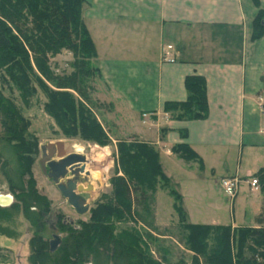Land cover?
Returning a JSON list of instances; mask_svg holds the SVG:
<instances>
[{"label": "trees", "instance_id": "16d2710c", "mask_svg": "<svg viewBox=\"0 0 264 264\" xmlns=\"http://www.w3.org/2000/svg\"><path fill=\"white\" fill-rule=\"evenodd\" d=\"M251 2L258 6L257 0ZM83 5V0H0V87L5 85L9 92L16 93L22 105L39 87L46 98L44 112L54 120L63 138L77 137L105 146L108 137L89 112L90 87L85 81L94 75L99 79V75L92 63L94 48L82 22ZM263 34L264 10H258L251 22V40ZM61 51L70 53L72 71L57 77L48 63ZM260 82L259 108L264 120V71ZM184 88L185 101L165 103L163 112L173 120L204 119V79L187 76ZM27 128L28 121L15 99L0 89V186L13 197L9 207L0 208V219L19 214L31 229L26 263L154 264L142 249L138 233L118 224L139 222L153 229L155 192L158 187H168L155 147L134 138L116 139L115 164L121 175L112 177L109 196L96 203L86 221H79L77 227L56 216L53 226L61 237L51 253L45 229V219L51 216L50 202L36 189L32 170L38 142ZM170 151L202 168L201 159L187 145H173ZM255 176L264 189L262 171ZM169 195L174 199L172 208L184 246L193 254L187 264H264V215L254 219L257 228L190 225L185 222L179 195L171 189ZM0 236L11 238L2 226Z\"/></svg>", "mask_w": 264, "mask_h": 264}, {"label": "crops", "instance_id": "0c3cea01", "mask_svg": "<svg viewBox=\"0 0 264 264\" xmlns=\"http://www.w3.org/2000/svg\"><path fill=\"white\" fill-rule=\"evenodd\" d=\"M83 1L82 22L99 75L95 95L114 112V134L125 133L124 139L155 147L161 172L168 186L175 183L179 197L184 198L189 183L195 186L206 180L194 173L204 168L211 177L215 168L219 171L218 185L223 178H256L262 171L264 185V120L258 101L264 34L251 40V22L258 10H264V0H257V7L251 0ZM162 51L173 61H163ZM191 75L204 79L206 117L169 119L164 105L185 101L184 79ZM144 113L150 118L142 123ZM59 141L66 144V152L75 150L76 144L67 143L69 139ZM176 144H185L196 153L202 168L172 154L170 148ZM231 159L236 163L233 169ZM165 195L158 187L155 222ZM254 201L244 205L255 219L264 215V205L253 211Z\"/></svg>", "mask_w": 264, "mask_h": 264}, {"label": "rangeland", "instance_id": "374dc122", "mask_svg": "<svg viewBox=\"0 0 264 264\" xmlns=\"http://www.w3.org/2000/svg\"><path fill=\"white\" fill-rule=\"evenodd\" d=\"M71 62L72 57L70 53L61 51L58 55L50 58L48 64L53 75L61 77L72 71V67L70 66ZM35 74L49 89L54 91V88L49 85L42 76L37 72H35ZM85 85L90 87V91H88L91 100L89 112L100 124L109 140V143L105 146L85 142L77 137L72 140L69 139L70 141L67 142L76 144V146L81 149L79 153L85 155L88 161L86 165V171L89 172L87 181L93 187V191L89 194L90 201L88 204L90 210L96 203L102 201L104 197L109 196L112 177L121 175L115 164L116 141H112L111 136L115 135L118 139H124L126 134H114V112L106 105L105 101L98 99L95 95L96 89L100 86L97 76L94 75L87 78ZM0 89L5 96L15 99L17 107L20 108L21 115L28 121L27 132L35 136L38 146L46 142L68 140L63 138L54 120L48 117L44 112L43 104L46 98L39 87L36 86V91L30 97L26 105H22L19 99H17V94L9 92L5 85H2ZM105 122L109 123V125ZM105 124L107 128L109 127L108 129L105 128ZM109 136L111 138H109ZM37 152L33 163L32 175L36 181V189L39 194L45 196L50 202L51 219H48L45 223L48 240H50V235L52 233L61 237V234L57 231L52 232L48 230L49 226L52 224L54 225L57 215H61L63 220H71L72 225L77 227L79 221H86L88 212L84 215L75 214L59 197L55 188L45 179L38 169L36 162L39 157V151ZM96 157H99V160L97 159L98 161ZM232 160L233 159L230 160L229 167L233 169L236 163ZM206 164L207 166L210 165L208 162ZM215 167L216 165H214V168ZM194 173L198 176L202 175L206 180L199 181L195 186L189 183L183 192L184 198L180 197L182 198V200L180 199V206L187 224L230 226L233 230L240 227L257 228L254 218H251L248 206L244 204H248L255 200V204H253L251 208L253 211L256 209V206L260 209L261 206L264 205V189H261L259 182L258 188L253 192H249L245 185H240L232 205V202L223 194L220 186L216 184V180L219 178V171L216 168L213 177H211L207 168H204L202 172L198 170ZM255 177L257 178V176ZM180 186L182 185L178 184L179 192L181 191ZM159 188L166 194L165 196L167 198H162L164 205L160 207L159 221H153V229L139 222L130 223L128 221L125 224L119 223L118 225L122 228H131L138 233L141 239L142 249L145 251L150 262L154 264H177L180 262L187 264L193 254L186 250L184 246V239L181 236V230L178 226V217L175 212L172 211L173 208L171 207L174 199L172 196L168 195L170 189L176 193L178 190L175 183H170L168 187ZM5 193L7 192L4 187L0 186V194ZM261 198L263 199L260 202ZM230 204L232 208H229L231 207ZM152 211L154 213V207ZM0 226L5 227L12 238L0 236V264H27V240L31 235V229L27 223L19 214H10L5 218L1 217Z\"/></svg>", "mask_w": 264, "mask_h": 264}, {"label": "water", "instance_id": "95a60500", "mask_svg": "<svg viewBox=\"0 0 264 264\" xmlns=\"http://www.w3.org/2000/svg\"><path fill=\"white\" fill-rule=\"evenodd\" d=\"M62 141L46 142L38 146L37 166L40 173L55 188L59 197L75 214L84 215L89 210L90 193L93 187L88 183L89 172L86 171L88 161L85 155L65 151ZM70 177V178H68ZM13 202L9 193L0 194V208H7ZM71 224L72 221L69 220ZM53 230L52 226L48 227ZM60 243L57 234H51L48 241L49 252H54Z\"/></svg>", "mask_w": 264, "mask_h": 264}, {"label": "built area", "instance_id": "2783aa9c", "mask_svg": "<svg viewBox=\"0 0 264 264\" xmlns=\"http://www.w3.org/2000/svg\"><path fill=\"white\" fill-rule=\"evenodd\" d=\"M169 49H170V47L166 46V50H169ZM161 58L163 61H166V62H172L173 61V59L168 55L167 51H162ZM258 101L261 104V98L260 97L258 98ZM149 118H150V114H145V113L142 114L141 115L142 123H145L146 120H148ZM241 183L248 186L250 191H254L255 189L258 188L257 179L254 177H251V176L246 177L244 180L239 179L237 177L223 178L219 181V186H220L223 194L231 201L234 199L236 192H237Z\"/></svg>", "mask_w": 264, "mask_h": 264}, {"label": "bare ground", "instance_id": "6f19581e", "mask_svg": "<svg viewBox=\"0 0 264 264\" xmlns=\"http://www.w3.org/2000/svg\"><path fill=\"white\" fill-rule=\"evenodd\" d=\"M70 147V146H69ZM74 149H75V151H77V152H80L81 151V149L78 147V146H74ZM96 152V151H95ZM94 152V153H95ZM93 154V153H92ZM100 157V156H99ZM99 157H96V160L98 159L99 160ZM97 160V161H98Z\"/></svg>", "mask_w": 264, "mask_h": 264}, {"label": "flooded vegetation", "instance_id": "af4514ba", "mask_svg": "<svg viewBox=\"0 0 264 264\" xmlns=\"http://www.w3.org/2000/svg\"><path fill=\"white\" fill-rule=\"evenodd\" d=\"M48 219H51V216H48V217L45 219V222H47ZM51 226L53 227V230H50V231L54 232V231H55V228H54L53 224H52ZM52 234H53V233H52Z\"/></svg>", "mask_w": 264, "mask_h": 264}]
</instances>
